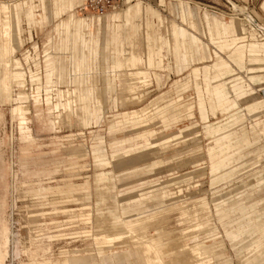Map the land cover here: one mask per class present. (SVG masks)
Listing matches in <instances>:
<instances>
[{"label":"rangeland","instance_id":"rangeland-1","mask_svg":"<svg viewBox=\"0 0 264 264\" xmlns=\"http://www.w3.org/2000/svg\"><path fill=\"white\" fill-rule=\"evenodd\" d=\"M262 1L131 0L164 21L158 62L147 64L144 42L114 51L104 25L96 57L87 43L56 49V26L68 13L97 16L80 10L85 0H0L3 24L14 35L16 20L23 39L10 54L20 77L12 122L0 90V264H142L128 246L99 245L95 223L104 226L107 214L143 221L141 237L179 240L203 264H264V42L233 11L247 5L264 20ZM125 9L105 12L101 24ZM207 17L237 19L243 31L215 36ZM21 88L30 108L20 112Z\"/></svg>","mask_w":264,"mask_h":264},{"label":"crops","instance_id":"crops-1","mask_svg":"<svg viewBox=\"0 0 264 264\" xmlns=\"http://www.w3.org/2000/svg\"><path fill=\"white\" fill-rule=\"evenodd\" d=\"M74 1L75 0H71V2ZM134 3L128 0L126 3L125 11H123L122 13L113 14L111 18L104 20V24H101V20L99 16L79 17L77 15H74V13L71 12L68 13L66 20H62L56 26L57 27V40L55 43L56 49L58 51L61 49V47L59 46L60 44L63 47V45L68 43H73V44L87 43L89 44L88 48L90 47V52L92 47L93 49L92 53H95L94 55L96 57L99 48V44H98L100 40L99 35H100L101 27H103L104 25L105 39H107L109 44L112 45L114 51L116 50L117 52L126 51V53L128 54L129 51H131L132 44H135L139 40L144 42L145 45L144 55L146 56V63L147 64H153L155 62L157 63L158 48L156 44L160 42V32H159L160 24H163L164 21L161 17H158L156 19L155 18L156 16L153 15L154 12L149 8L137 2ZM5 5L6 4H0V57L2 50L3 49L7 50L6 58L8 63V68L6 71H4L3 67L0 65V90L1 88H3V91L7 89V84L9 81L8 73L9 70L11 69V63L9 62V60L10 58H12L11 55L13 49L15 52L16 48H18V44L23 42V39L21 38L22 29L20 27V24L16 23L17 22L16 20L14 25V35L13 34L11 35V30L8 29L9 26L3 24L4 21H2L1 18V10L7 9L5 8ZM260 6L264 8V0L261 2ZM188 8L189 7L186 6V10ZM13 10L16 13L18 12L17 5L13 6ZM150 11L152 12V14ZM76 12L78 13L77 9ZM181 19L183 21L189 20L188 11L187 12L182 11ZM237 19L231 25H227L225 22L218 20L215 17L213 18L207 17V21L211 23L212 33L215 36H220L222 34L227 35L229 32H231L233 35H240L243 31V28L241 27ZM190 20H189V24L194 26L195 21L192 19V17ZM5 30L7 31V33L5 32ZM179 31L183 39V44H184L183 46L185 47V40H186L184 39L186 37L185 31L181 27H179ZM251 38L256 39L252 34H251ZM50 41L51 38H48L49 43ZM169 43H170L169 39L164 37L163 44H165V46L168 47ZM252 43H249L246 48V51L249 55H252L251 54L253 49L251 47ZM11 46H12L11 51H8L9 47ZM107 47L111 48L110 45ZM135 49L136 47H134V50ZM62 50H65V47H63ZM73 50L75 52L77 50V46L76 48L74 46ZM44 51L47 52L48 50H44ZM117 52L116 53L114 52L113 55V57L116 59L120 57L119 54L117 55ZM139 54H140L139 58L142 59V54L141 53ZM46 56L49 57L50 54L46 53ZM60 57H65V55L64 54L63 56L60 55ZM110 57L112 58V55H110ZM3 76H6L5 81H3ZM11 152L12 149L10 151V159H11Z\"/></svg>","mask_w":264,"mask_h":264},{"label":"bare ground","instance_id":"bare-ground-1","mask_svg":"<svg viewBox=\"0 0 264 264\" xmlns=\"http://www.w3.org/2000/svg\"><path fill=\"white\" fill-rule=\"evenodd\" d=\"M127 3V2H126ZM82 6V5H81ZM80 6V7H81ZM233 7L236 9L237 6L235 4H233ZM111 12V11H110ZM103 14H97V16H102ZM235 17H237L236 15H234ZM238 18V17H237ZM239 19V18H238ZM9 62L11 63V69L9 70L8 76H9V81L7 84V89L6 91V100L7 103L9 104L10 108H9V117H10V122H12L11 120H14V107H13V101H14V96H13V86L14 84L17 82L16 79H19V73H17L12 65L13 63V59L10 58ZM17 84H22L21 82H18ZM128 86V85H127ZM127 89V88H126ZM125 88H123L124 92L126 91ZM19 95H20V99H21V103L18 106V110L21 111H27L29 107H27V104H25L22 100L25 98H28L29 95H26V93H24L23 88L19 89ZM133 91L129 92L132 93ZM116 93V91L112 94V96H114ZM128 93V92H127ZM125 92V94H127ZM122 94V93H121ZM124 94V93H123ZM124 94V95H125ZM120 95V94H119ZM129 95V94H128ZM65 104V103H64ZM65 108V106H64ZM66 110V109H65ZM61 112V111H60ZM62 113V112H61ZM54 114V113H53ZM56 114V113H55ZM63 114V113H62ZM65 115V114H63ZM54 119H55V124H60V118H59V114L54 115ZM62 117V116H60ZM19 120V119H17ZM64 120V119H63ZM69 120V119H68ZM65 122V121H64ZM69 124V121L67 122ZM28 124V123H27ZM12 125V124H11ZM70 126V125H69ZM12 127V126H10ZM27 128V127H26ZM30 129V128H29ZM12 129H10L9 132H11ZM27 131V130H26ZM11 135H8V143L12 149V145H13V134L8 133ZM7 163V162H6ZM8 164V163H7ZM4 168V167H3ZM14 162H13V153L11 152V159L9 160V166H8V170H9V180H10V188L13 189V178H14ZM2 172V171H1ZM1 174V173H0ZM3 177V176H2ZM5 181V179L3 180ZM2 188V187H1ZM0 188V189H1ZM10 191V190H9ZM4 199V198H3ZM2 204V203H1ZM4 204V203H3ZM1 207V205H0ZM102 210V209H100ZM161 213V212H160ZM115 215L117 217H119L117 215V213H115ZM12 216V215H11ZM111 216V217H110ZM161 216V215H160ZM159 217V215H158ZM157 217V218H158ZM107 218L108 221L106 222V224L104 226H99L98 224V220H96V228L98 229V231L95 233V239H97L99 242L100 246H105L107 245L109 242L113 243V245H123V246H128L131 249L135 250L136 253L139 255V257L142 260V264H203L202 261H199L196 258V254L191 253V248L190 247H186V245H184L182 242H180L179 240H174L172 244H176L175 248H172V244L170 245L169 242L166 241L165 237L163 239V242L159 240V238L157 237L156 239H153L152 241H147L145 239V237H141L137 230L136 227L137 225H143V221H139V219H134L131 221H127V223H125V220H120V222H117V219L115 220L112 217V214H107ZM153 220L155 218V215H151L146 217V219L148 220ZM156 218V219H157ZM167 218V217H166ZM166 220V219H165ZM155 221V220H153ZM159 221V220H158ZM157 221V222H158ZM161 223H164L165 221L160 220ZM168 221V220H167ZM157 222L155 223L157 225ZM160 222L158 223L159 225H162ZM155 225V226H156ZM166 225V224H165ZM124 228V232L120 233V232H115V229L117 228ZM158 227V225H157ZM163 227V226H162ZM160 228V227H159ZM166 230V229H165ZM160 232V231H159ZM165 232V231H164ZM167 232V231H166ZM12 234L13 237H15L14 233L10 232V235ZM118 234L119 238L118 239H114V236ZM122 234V235H121ZM170 236V235H169ZM169 236H167L168 238H170ZM176 236V235H175ZM153 237V236H152ZM167 238V239H168ZM175 238V237H174ZM15 240V238H14ZM16 241V240H15ZM166 245H163V244ZM179 244V245H178ZM99 246V247H100ZM29 249V246L27 245H23L22 249H20V251L22 250L23 252H25L26 250ZM172 254L171 259L169 261H164L160 259V255H162L163 253H169ZM14 255V252H13ZM54 264H67V260L65 259H58L57 261H55ZM105 264V262L103 263Z\"/></svg>","mask_w":264,"mask_h":264},{"label":"built area","instance_id":"built-area-1","mask_svg":"<svg viewBox=\"0 0 264 264\" xmlns=\"http://www.w3.org/2000/svg\"><path fill=\"white\" fill-rule=\"evenodd\" d=\"M127 1L128 0H85L80 10L103 14L121 6ZM236 6L237 8H234L233 11L242 22L245 30L252 33L257 40L264 42V20L259 19L247 5L239 6L236 4Z\"/></svg>","mask_w":264,"mask_h":264}]
</instances>
